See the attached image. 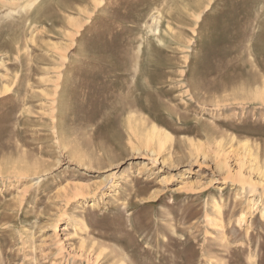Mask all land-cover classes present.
I'll list each match as a JSON object with an SVG mask.
<instances>
[{"label":"rangeland","instance_id":"rangeland-1","mask_svg":"<svg viewBox=\"0 0 264 264\" xmlns=\"http://www.w3.org/2000/svg\"><path fill=\"white\" fill-rule=\"evenodd\" d=\"M25 1L0 0V264H264V0Z\"/></svg>","mask_w":264,"mask_h":264},{"label":"bare ground","instance_id":"bare-ground-1","mask_svg":"<svg viewBox=\"0 0 264 264\" xmlns=\"http://www.w3.org/2000/svg\"><path fill=\"white\" fill-rule=\"evenodd\" d=\"M38 2V0H27V1H25L22 5H21V8L22 9H25V8H28V9H30L35 3H37ZM11 11V10H10ZM151 131H152V134L154 135H158L159 137H161L162 136V134H161V132H160V130L158 129V127L157 126H152L151 127Z\"/></svg>","mask_w":264,"mask_h":264}]
</instances>
